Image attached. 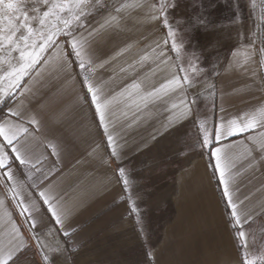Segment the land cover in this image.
<instances>
[{
    "label": "crops",
    "instance_id": "0c3cea01",
    "mask_svg": "<svg viewBox=\"0 0 264 264\" xmlns=\"http://www.w3.org/2000/svg\"><path fill=\"white\" fill-rule=\"evenodd\" d=\"M252 8L250 28L198 53L175 45L156 0L120 2L74 33L79 61L67 37L51 47L23 96L14 88L0 104V122L8 108L24 112L12 123L35 137L23 164L0 140V260L21 248L9 264L264 263V0ZM37 112L38 127L27 123Z\"/></svg>",
    "mask_w": 264,
    "mask_h": 264
},
{
    "label": "rangeland",
    "instance_id": "374dc122",
    "mask_svg": "<svg viewBox=\"0 0 264 264\" xmlns=\"http://www.w3.org/2000/svg\"><path fill=\"white\" fill-rule=\"evenodd\" d=\"M123 1L125 0H48L45 5L44 0H16L22 10L28 12L30 17L28 23L34 30L28 40L29 46L33 42L39 44L42 34L47 36L58 31H65V21L70 22L71 30L76 33L93 20L107 14ZM156 2L163 12L164 20L167 21L164 23L166 32L170 34L175 45H179L182 51L186 50L192 53L204 51L238 32H243L247 25L249 28L252 26L243 24V22L249 15H252L253 0H156ZM53 3L62 7L53 9L51 7ZM44 11H49L48 17L43 16ZM16 15L18 13L15 11L0 9V17L7 16L16 26H19L21 21L15 19ZM22 19L23 17H21ZM40 20H44V23L40 24ZM3 25L5 29L10 27L8 20H4ZM8 34V31L0 33L3 36ZM21 34L27 35V30L21 28L17 37ZM61 38H66V36L55 37L57 42ZM18 43L21 48L24 47L23 41H18ZM14 48L15 45L13 48H9L6 41L5 46L0 47V76H4L13 67L18 68L22 63L19 52L13 50ZM13 83L14 81L10 77L5 76L0 79V104L13 96L14 88L11 87ZM6 104L7 102L4 103V105Z\"/></svg>",
    "mask_w": 264,
    "mask_h": 264
},
{
    "label": "snow or ice",
    "instance_id": "6c2138e0",
    "mask_svg": "<svg viewBox=\"0 0 264 264\" xmlns=\"http://www.w3.org/2000/svg\"><path fill=\"white\" fill-rule=\"evenodd\" d=\"M44 3L45 5H47L48 0H44ZM51 7L55 9V8H61L62 6L53 3ZM0 9L6 10V11H15L16 13H18L15 19L17 21H21L19 26H16L13 23V21L9 19L7 16L0 17V33L4 31H8L9 33L7 36L0 35V47L5 46V41L7 42V46L9 48H13V45H15V48L13 50H16L19 52V58H20V61H22V63L20 64L18 68L13 67L11 71L5 73L4 76H0V79L5 78V76L10 77L14 81V83L12 84V87L20 90L21 96H23L24 91L28 90V87L23 84L25 76L28 74V70L31 69L33 71H37V75L40 74L38 69L42 68L47 63V59L43 56V54L47 52L49 48L58 46V42L55 39L56 36L58 35L66 36L69 40V44L64 46L65 49H67V47H69L70 45L72 49L71 55H74L78 61L80 60L81 51L78 50V38L74 35L73 31L71 30L69 26L70 22L68 21L64 22L65 29H66L65 31L63 32L58 31L56 33H52L47 36H43L42 34V38L39 44L33 42V44L29 46L28 40H29V37L33 34L34 30L32 26L28 23V20L30 19L28 12L23 11L21 8V5L18 4L16 0H0ZM49 14H50L49 11L43 12L44 17H48ZM21 17H23L22 20H21ZM78 19L79 18L77 17V20ZM4 20H8V24L10 26L8 29H5L3 25ZM39 23L43 24L44 20H40ZM165 23H167L166 20H165ZM21 28L26 29L28 34L27 35L21 34L19 37H17V33L20 32ZM94 34H95V30L89 31L87 33V36H85L84 34H81V36L79 37V40H82L85 43H87L88 38H91ZM18 41L24 42L23 48L20 47ZM29 48H31V50H29ZM91 54L94 55L95 53L91 52ZM122 55H123V50H120L115 54L114 57H112V59H115L116 57L122 56ZM100 66L103 67V64H101ZM79 67L81 69H84L85 68L84 63L82 62L79 63ZM85 80L87 82V78H85ZM132 87L135 88L136 85L133 84ZM88 91L92 96L93 104L97 105V108H96L97 113L100 115L101 122H103L104 116H103V113L100 111V106L97 101L98 93L91 86L88 87ZM121 94L123 95V93ZM0 111H3V109L0 108ZM24 115H25L24 112H17V111H14L12 108H8L7 112L5 113V117L3 121L0 122V140L4 141L6 146L11 147V151L13 153H17L15 159L19 161L21 164L24 163V159H22V156H21L22 150H23V153L26 154L28 151L27 144H28L29 139L35 140L33 133L29 131L28 127H23L21 124L12 123V118L19 119L20 117ZM39 115H40L39 112L33 115H30L28 117L27 123L38 127L40 124V120L38 119ZM254 126H255L254 121H249L242 128H239L238 131H243L244 128L251 129ZM225 132H227L228 135L237 134L235 131L228 132L227 129H225ZM21 133L26 134L24 140H18V137L20 136ZM224 134L225 133L217 131V134H216L217 141H219L220 137ZM108 141H109L110 147H113L112 155L114 157L118 156V151L116 150L115 138L111 135V133L108 134ZM40 143H44V142H40ZM204 143L207 144L209 143V141L205 139ZM4 146H5L4 144H0V147H4ZM46 146L50 147L51 155L59 158L60 144L58 142H56L55 140H48ZM219 152H220V149H216V151H214L212 155L216 157L217 159L216 170L220 173L221 183H224V171L221 169V166H220L221 157L218 155ZM0 167H7V165L4 164L3 159H0ZM120 171L121 173H123L124 170L120 169ZM44 178L47 179L48 176L45 175ZM40 195L44 198L43 203L48 207V212L51 218L56 222V224L61 226V228L63 229V234L65 236L70 235V232L67 230V228L64 227V224L60 219L61 210L55 203L56 198L52 197L51 199H49L47 196V192H41ZM224 195L229 198V203L231 205L232 201H231V197L229 195L227 186H225ZM64 215L66 218L70 216V210H64ZM233 216L234 217L237 216L234 205H233ZM237 223L238 224L240 223L239 217H237ZM67 227L70 228L71 225L69 224ZM244 235L245 234L243 232H240V237H244ZM21 251H23V249L21 248L10 250L7 259L0 260V264H9V261L13 259V253L18 254ZM44 259L46 261V264H51V260L54 259V257L45 256Z\"/></svg>",
    "mask_w": 264,
    "mask_h": 264
},
{
    "label": "trees",
    "instance_id": "16d2710c",
    "mask_svg": "<svg viewBox=\"0 0 264 264\" xmlns=\"http://www.w3.org/2000/svg\"><path fill=\"white\" fill-rule=\"evenodd\" d=\"M5 106V105H4Z\"/></svg>",
    "mask_w": 264,
    "mask_h": 264
}]
</instances>
